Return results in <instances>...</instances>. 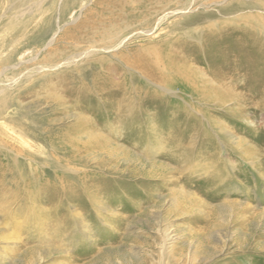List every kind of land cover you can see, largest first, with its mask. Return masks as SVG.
Segmentation results:
<instances>
[{"label": "rangeland", "instance_id": "1", "mask_svg": "<svg viewBox=\"0 0 264 264\" xmlns=\"http://www.w3.org/2000/svg\"><path fill=\"white\" fill-rule=\"evenodd\" d=\"M262 35L264 0H0V264H264Z\"/></svg>", "mask_w": 264, "mask_h": 264}, {"label": "bare ground", "instance_id": "2", "mask_svg": "<svg viewBox=\"0 0 264 264\" xmlns=\"http://www.w3.org/2000/svg\"><path fill=\"white\" fill-rule=\"evenodd\" d=\"M260 35H258L257 37H259ZM263 36V35H262ZM264 37V36H263ZM260 38H262V37H260ZM264 40V39H263ZM242 67V66H241ZM184 79V82H186V83H188V85H192L193 83H194V80H195V77H194V75H193V73L190 75V78L189 77H187V78H183ZM165 82H167V83H170V80H169V77H166L165 78ZM203 88H205V87H203ZM196 91H198V88H196ZM200 94H203V95H205V96H209V94L208 93H206V92H201ZM152 173V172H151Z\"/></svg>", "mask_w": 264, "mask_h": 264}]
</instances>
